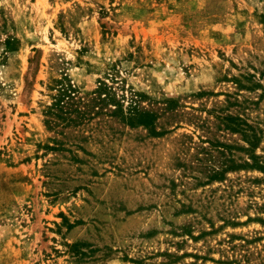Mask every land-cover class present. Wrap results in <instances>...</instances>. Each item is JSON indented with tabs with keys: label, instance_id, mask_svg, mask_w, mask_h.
Wrapping results in <instances>:
<instances>
[{
	"label": "rangeland",
	"instance_id": "obj_1",
	"mask_svg": "<svg viewBox=\"0 0 264 264\" xmlns=\"http://www.w3.org/2000/svg\"><path fill=\"white\" fill-rule=\"evenodd\" d=\"M0 264H264V0H0Z\"/></svg>",
	"mask_w": 264,
	"mask_h": 264
},
{
	"label": "trees",
	"instance_id": "obj_2",
	"mask_svg": "<svg viewBox=\"0 0 264 264\" xmlns=\"http://www.w3.org/2000/svg\"><path fill=\"white\" fill-rule=\"evenodd\" d=\"M61 83V82H59ZM59 92V96L61 99H64V98H68V100H73L71 98V94L73 93V90L71 89V86H68V87H65L64 88H61V90L58 91ZM61 99L58 101V104L60 103ZM137 114V113H136ZM137 120L140 121V122H143V123H149V118L148 116H146V113H140V114H137Z\"/></svg>",
	"mask_w": 264,
	"mask_h": 264
}]
</instances>
